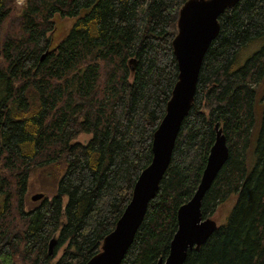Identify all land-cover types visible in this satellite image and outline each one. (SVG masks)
<instances>
[{
    "label": "trees",
    "instance_id": "trees-1",
    "mask_svg": "<svg viewBox=\"0 0 264 264\" xmlns=\"http://www.w3.org/2000/svg\"><path fill=\"white\" fill-rule=\"evenodd\" d=\"M186 1L0 0V264H51L58 251L55 264H85L99 252L151 163L153 134L177 81L172 40ZM63 20L73 24L53 45ZM218 22L169 166L121 264L167 257L177 210L197 189L216 124L228 159L201 215L213 219L233 204L184 264H264V43L236 66L244 47L264 41V0H241ZM81 134L91 139L74 143ZM58 164L56 194L27 209L30 177Z\"/></svg>",
    "mask_w": 264,
    "mask_h": 264
},
{
    "label": "water",
    "instance_id": "water-1",
    "mask_svg": "<svg viewBox=\"0 0 264 264\" xmlns=\"http://www.w3.org/2000/svg\"><path fill=\"white\" fill-rule=\"evenodd\" d=\"M240 1L187 0L179 9L177 33L172 40L178 69L177 81L166 104L165 115L153 134L151 163L139 175L130 202L114 229L104 237L99 252L85 264H121L123 261L171 161L182 122L194 100L203 58L220 31L218 17ZM47 53L42 55L41 60ZM214 129L215 141L197 189L191 199L178 208L177 230L170 242L168 255L157 264H184L188 251L205 244L218 227L214 220L203 219L201 215L202 200L228 159L226 139L218 124ZM43 198V194H35L31 196V201L37 202ZM55 244L53 238L48 244L49 255Z\"/></svg>",
    "mask_w": 264,
    "mask_h": 264
},
{
    "label": "rangeland",
    "instance_id": "rangeland-1",
    "mask_svg": "<svg viewBox=\"0 0 264 264\" xmlns=\"http://www.w3.org/2000/svg\"><path fill=\"white\" fill-rule=\"evenodd\" d=\"M17 4L20 6L25 4V0H16ZM73 24V20H63V21H56L55 29L51 34L52 37V44L55 45L58 43L64 34L67 32L69 27ZM263 40H256L251 42L249 45L244 47L240 54L237 56V67L242 66L246 60L251 57L255 52H257L261 46L263 45ZM259 105L256 111V125L254 127V136L256 137L258 131V124L261 112L259 110ZM91 139V135L89 134H81L76 139L73 140L74 143L86 144ZM253 159L250 158L248 162V169L253 167ZM64 167L62 165H51L45 169H40L36 171L29 179L28 187L25 196L26 208L32 209L39 205L40 201L33 202L31 201V196L35 194H43V196L50 200L57 191V183L60 177L63 175ZM1 204V198H0ZM232 207V201L226 203L225 205L221 206L215 215L213 216V220L215 221L217 226H221L225 223L227 216L229 215V211ZM60 255V251L57 253V257L51 262V264H55L58 257Z\"/></svg>",
    "mask_w": 264,
    "mask_h": 264
},
{
    "label": "crops",
    "instance_id": "crops-1",
    "mask_svg": "<svg viewBox=\"0 0 264 264\" xmlns=\"http://www.w3.org/2000/svg\"><path fill=\"white\" fill-rule=\"evenodd\" d=\"M232 204H233V202H232Z\"/></svg>",
    "mask_w": 264,
    "mask_h": 264
},
{
    "label": "bare ground",
    "instance_id": "bare-ground-1",
    "mask_svg": "<svg viewBox=\"0 0 264 264\" xmlns=\"http://www.w3.org/2000/svg\"><path fill=\"white\" fill-rule=\"evenodd\" d=\"M236 6V5H235Z\"/></svg>",
    "mask_w": 264,
    "mask_h": 264
}]
</instances>
